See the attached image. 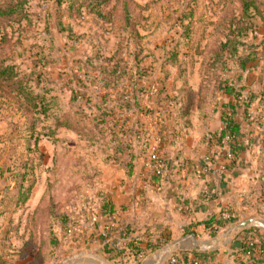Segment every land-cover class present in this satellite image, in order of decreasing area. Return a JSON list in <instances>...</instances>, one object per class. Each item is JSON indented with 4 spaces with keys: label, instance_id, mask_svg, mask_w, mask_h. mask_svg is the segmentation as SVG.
I'll return each instance as SVG.
<instances>
[{
    "label": "rangeland",
    "instance_id": "1",
    "mask_svg": "<svg viewBox=\"0 0 264 264\" xmlns=\"http://www.w3.org/2000/svg\"><path fill=\"white\" fill-rule=\"evenodd\" d=\"M87 58L91 73L114 58L129 73L115 93L146 107L138 146L166 136V125L212 155L229 149L225 122H241L245 157L233 161L228 212L235 225L264 224V0H0V68L16 73L0 80L1 264L37 246L54 257L32 264H86L84 220L97 214L102 169L122 163L113 145L56 125L100 112L79 89ZM101 90L90 84L88 96L102 102ZM32 91L39 110L23 94ZM118 104L103 103L114 107L108 120L125 115Z\"/></svg>",
    "mask_w": 264,
    "mask_h": 264
},
{
    "label": "crops",
    "instance_id": "2",
    "mask_svg": "<svg viewBox=\"0 0 264 264\" xmlns=\"http://www.w3.org/2000/svg\"><path fill=\"white\" fill-rule=\"evenodd\" d=\"M183 140L169 135L167 141L162 137L146 140L144 146L135 142L136 157L131 164L116 162L106 165L107 170L104 166L103 192L95 203L97 214L84 220L86 264H101L92 254L106 257L111 264H128L135 259L131 245H137L143 254L134 264H170L174 254L198 257L202 264H240L238 243L244 241L246 230L230 240L236 222L227 217L239 168L222 169L225 156L234 161L228 148H218L211 155L205 147L191 151ZM156 147L164 162V175L154 173L150 153ZM105 200L111 202L112 213L103 212ZM262 229L254 230L262 234L264 248ZM134 239L138 241L132 244ZM177 242L180 246L171 250ZM258 257L257 264H264V255Z\"/></svg>",
    "mask_w": 264,
    "mask_h": 264
},
{
    "label": "trees",
    "instance_id": "3",
    "mask_svg": "<svg viewBox=\"0 0 264 264\" xmlns=\"http://www.w3.org/2000/svg\"><path fill=\"white\" fill-rule=\"evenodd\" d=\"M88 60L89 59L87 58L84 64V67L79 66L81 70V74L78 75L77 79L78 81L80 82L82 81L83 83V86L80 87L79 89L85 90V92L83 93L84 95H82V97H84L85 104L89 105L90 101H94L95 106H97L100 112L99 114L94 115L93 117L92 116L88 117L89 120L88 121L84 120V124L82 123L80 118L75 120L72 115L68 114L63 119L62 118L57 119L56 125L60 127L64 126L66 128H70L71 130L77 131V133L84 136L85 140L92 141V143L102 141L103 143L113 145L114 151L118 155V159H121L122 163L126 162L127 164L129 163L131 164V161H133L136 157V155L133 152L135 149L134 142L137 143L139 139H141V133H142L141 128L143 129L144 127L143 124H139L138 122L139 119L141 118L140 115L138 114L139 113L142 114L143 112L145 113L146 107L144 105H140V102L137 96L130 97L126 95L125 96L120 95L116 97V93H115L116 89L122 84V82L127 81V79H124V78H126L129 75V73L127 72L125 68H123V66L121 67L118 66L119 61H116L117 59L115 58L111 60L107 59L106 64H100L97 67L93 66V70L97 72L96 74H94L95 72H92V73L90 72V69L92 68L90 69L88 68L90 65ZM15 74L16 73L13 70H11V67L0 68V80L1 81L10 79V77H12ZM75 76L76 75H74V77ZM131 79H133L132 76H131ZM90 84L95 85L97 89L101 88L104 91V95L102 94V97H103L102 102H99L98 100H96L97 97L94 98V97L88 96ZM124 85L126 84L124 83ZM126 92L128 93V95L130 94L128 90ZM31 93H32L31 96L29 95V93L25 94L24 92L23 94L26 95L28 98L31 97L30 103H32L33 107L36 110H39L38 105L41 103V100L36 99L37 96L36 94H34L33 91ZM226 93L231 94L232 93L231 88L229 87L226 88ZM237 95L239 96V93ZM109 100L120 103L118 105L119 107L123 109L124 111L123 114L125 115L120 116V118L118 119L112 118L114 120H108L109 111H113L114 107L111 110H107V108L103 106V103H107V101ZM132 101H134L135 104H131ZM230 107L232 111H235L236 107L233 104H231ZM42 112L48 113L49 110H47V108L43 106ZM85 115L87 116V113H85ZM136 123L139 124V129L137 128ZM165 127L167 128V131L165 134L166 135L165 138L163 137L164 141L167 140V137H169V135L171 137L178 136L174 130L172 131L166 125ZM241 128H242V124L241 122L237 121L236 118H230V120H227L225 122L224 135L225 136L229 135L230 137H232L230 141L229 151H230V155L234 158V160H236L237 158L245 157L244 152L241 150V147L245 144L244 142L241 143L238 139L240 134H242ZM128 137H130V139ZM127 155H129L128 159H127L128 157ZM223 166L225 169H228V168L231 169L232 167H234V163L231 162L227 156H225L223 158ZM1 176H2V171L0 169V177ZM23 180L24 179H22L20 186H23ZM3 192L4 191L0 188V214L3 211L1 209H4V206H5L4 200H3ZM105 203L106 204L102 205L103 212L112 213L113 209H112L111 202L105 200ZM237 221H238L237 219H233V222H237ZM52 239L54 243L55 238H52ZM137 241L138 240H135V239L132 240L133 242L132 244H134V242H137ZM148 243H150V246H152L150 241ZM238 245L240 248L239 253L242 255L240 264H245L244 259H243V256L246 253L245 241L240 242V244L238 243ZM130 247H131L130 248L131 251L135 255L136 261H139L141 257L143 256L141 248H139L137 245L136 246L131 245ZM157 247L158 246H156L155 248ZM155 248H153V250ZM54 249L55 248L52 247L49 250H45L43 247L37 246L33 248L32 251H30V249L28 250L27 248V250L24 251L23 255L19 258L17 264H32V263H35L37 259H43V260L48 259L49 260L54 257V253H55ZM35 250H37L38 253L36 255H33V252ZM195 258H198V257H195Z\"/></svg>",
    "mask_w": 264,
    "mask_h": 264
},
{
    "label": "built area",
    "instance_id": "4",
    "mask_svg": "<svg viewBox=\"0 0 264 264\" xmlns=\"http://www.w3.org/2000/svg\"><path fill=\"white\" fill-rule=\"evenodd\" d=\"M163 137L165 138V136H162V139H164ZM225 138L226 140H229L230 136L226 135ZM229 155H230V151H229L228 156ZM150 159L153 162L154 173H156L157 175H164V162L158 153L157 147L154 149H151ZM223 168L224 166H222V169ZM216 174L217 172H213V175H216ZM229 216L231 217L230 214H227V217ZM244 241L246 244V253L244 254L245 264H257L258 259H259L258 255L259 256L264 255V248L261 242L262 234L260 232L248 231L245 234ZM130 254L134 255L132 251H130ZM135 262H136V259H134V261L129 260L128 264H134ZM169 263L170 264H202L199 258L190 257V256L185 257V256H179L175 254L169 257Z\"/></svg>",
    "mask_w": 264,
    "mask_h": 264
},
{
    "label": "water",
    "instance_id": "5",
    "mask_svg": "<svg viewBox=\"0 0 264 264\" xmlns=\"http://www.w3.org/2000/svg\"><path fill=\"white\" fill-rule=\"evenodd\" d=\"M255 226V227H260V228H264V224L261 222L256 221L255 218H249L246 219L238 224H236L232 229V237L230 238V240L236 238L237 236L240 235V233H242L243 231L247 230L248 228ZM220 242V240H216L215 243ZM180 246V242H177L175 244H173L172 246H170L171 250H176L178 247ZM92 257L98 261L101 262V264H111L110 261L104 257L101 256L100 254H92Z\"/></svg>",
    "mask_w": 264,
    "mask_h": 264
}]
</instances>
